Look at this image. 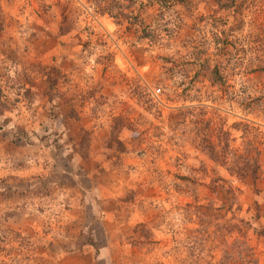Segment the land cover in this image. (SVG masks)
Segmentation results:
<instances>
[{
    "label": "rangeland",
    "instance_id": "rangeland-1",
    "mask_svg": "<svg viewBox=\"0 0 264 264\" xmlns=\"http://www.w3.org/2000/svg\"><path fill=\"white\" fill-rule=\"evenodd\" d=\"M264 0H0V264H264Z\"/></svg>",
    "mask_w": 264,
    "mask_h": 264
},
{
    "label": "trees",
    "instance_id": "trees-1",
    "mask_svg": "<svg viewBox=\"0 0 264 264\" xmlns=\"http://www.w3.org/2000/svg\"><path fill=\"white\" fill-rule=\"evenodd\" d=\"M262 237L264 238V233H262Z\"/></svg>",
    "mask_w": 264,
    "mask_h": 264
}]
</instances>
